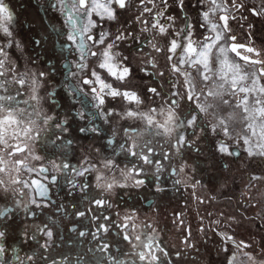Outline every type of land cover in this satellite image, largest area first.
<instances>
[{
    "label": "snow or ice",
    "instance_id": "6c2138e0",
    "mask_svg": "<svg viewBox=\"0 0 264 264\" xmlns=\"http://www.w3.org/2000/svg\"><path fill=\"white\" fill-rule=\"evenodd\" d=\"M47 6L62 18V27L53 25L47 35L30 40L32 51L41 49L30 56L10 27L14 14L8 0H0V264H68L67 254L58 262L50 252L61 238L60 228L73 217L94 227L68 230L93 243L88 251L100 253L99 264H181L186 252L199 253L185 214H174L173 226L182 236L181 247L173 253L156 225L136 223L140 216L134 204L126 206L123 216L120 211L113 214L112 193L128 191L130 179L131 190L151 185L154 194L162 196L183 188L196 205L216 201L214 193L199 194L205 185L183 160L186 151L200 152V141H210L215 154L246 157L247 164L264 166V42L258 45L255 38L256 21L264 22V0H47ZM234 23L243 29V40ZM51 32L64 38L61 47L68 55L57 56L55 44L47 47ZM145 81L141 88L139 82ZM65 89L73 98L77 93L91 98V116L60 102ZM97 118L108 126L110 137L102 134ZM114 121L128 123L117 132ZM234 122L241 125L236 135ZM45 131L58 146L89 134L104 143L94 147L97 160L81 157L75 165L52 160V171L44 166L48 157L43 150L33 154L28 143L39 145ZM109 149L111 154H106ZM4 153L31 155L39 166L34 169L24 159L5 160ZM121 154L131 157L128 164L117 159ZM13 163L16 178L5 184L3 174ZM112 169L119 179L116 173L109 175ZM21 171L29 173V179L21 181ZM38 176L43 178L36 188ZM262 178L253 172L248 185ZM248 185L237 202L241 209L257 207L249 205ZM25 191L31 193L27 203ZM196 217V234L217 238L214 247L221 264H264V245L238 239L232 231L245 218L243 212L201 215L197 209ZM254 219L264 221V214ZM113 229L127 251L117 247L113 252ZM76 264H90V259L80 253Z\"/></svg>",
    "mask_w": 264,
    "mask_h": 264
},
{
    "label": "flooded vegetation",
    "instance_id": "af4514ba",
    "mask_svg": "<svg viewBox=\"0 0 264 264\" xmlns=\"http://www.w3.org/2000/svg\"><path fill=\"white\" fill-rule=\"evenodd\" d=\"M247 2V0H245ZM8 3L13 11L14 20L10 27L15 30V33L24 41V43L29 48V55L34 56L37 52H40L41 49L37 48L35 51L31 50V45L28 43L30 40L37 38V34L47 35L52 26L54 25L57 29H61L60 20L61 17H58L54 11L47 6V0H8ZM125 17H121L123 20ZM243 24V22H241ZM256 23V32L259 33L260 27ZM233 29L237 35L242 36L243 29L240 25L233 24ZM199 34V33H198ZM2 38V37H0ZM257 39L261 42L262 38L257 34ZM242 39V38H241ZM243 40V39H242ZM64 42V38L57 35L56 32H51L48 35L47 47L50 49L53 44H55V53L57 56L63 54L68 55L67 51L61 47V44ZM247 55V53H245ZM41 60H45L44 55L40 56ZM161 65H163V57L160 59ZM55 63V60L52 61ZM135 66V65H134ZM138 66V62H137ZM42 67V66H41ZM51 67V64L48 65ZM66 70L69 69L67 64L64 65ZM62 79V77L57 76V80ZM145 82H139V86L142 88ZM133 85H137L138 81H133ZM72 105L74 104L76 109H79L85 112L86 115L91 116L94 111L92 108V101L89 96L82 95L77 93L75 98L71 96V93H68L67 90H64V98L60 100L61 103ZM159 101L157 100L156 103ZM153 101L149 100L148 105H151ZM80 124H85L86 121H79ZM128 122L123 121H114L112 127L117 131L126 126ZM96 125L101 127L104 131L102 134L106 137H110V133L107 131V125L101 123L100 119L97 118ZM75 128L76 125L74 124ZM48 131L42 132L41 140L39 145H35L33 142H28L32 144V152L34 154L36 149H42V155L48 157L47 160H44V166L49 167L50 170L56 171L49 161L55 160L56 162L63 163L64 161L70 162L75 165L80 161L81 157H91L92 161L98 159L97 153L94 151V147L98 148L104 143V141L95 140L89 134L88 138L85 139L80 137L76 140L74 144L58 146L52 144L48 139ZM55 137H52L54 139ZM143 143V140L140 141ZM111 154L109 149L108 153ZM5 160L19 161L24 159L26 163L30 164L32 168H38L39 162L33 161L31 155L25 157L24 154L9 157L7 153H4ZM117 159L122 164H128L131 160V157H126L123 154L117 157ZM175 163L179 164V158H174ZM184 162L190 165L195 169V178L200 180L205 187L199 190V194L203 196H208L210 194H215L217 200L210 202L205 205H196L193 201L191 192L184 190L183 188L180 191L170 190L167 194L158 196L154 194L151 185L146 190L135 191L131 190V180L129 179L128 183L130 189L118 193L113 191L112 199L114 201V207L110 210L113 214L116 211L121 212V216L126 214L124 212L126 206L135 205L139 209L140 220H137L136 223L140 224L141 221L152 223L156 225L161 231L160 235L163 238V244L169 249L175 252L176 249L181 247V232L173 226V220L175 219L174 214L183 212L184 219L186 222H190L192 225L193 238L198 245L199 253L196 251L186 252L185 256L182 257L181 264H199V261H202L203 264H221L222 257L218 258L215 252L214 245L216 244L217 238L211 233L208 234L206 239L201 238L196 234V228L199 223L196 212L199 209L200 214L204 215L207 211L219 212L224 211L226 214L239 215L243 212L244 217L243 221L239 225H233L232 231L235 232L238 239L243 240H256L260 242V245H264V228H261L260 225L264 222L254 219L256 216V207L248 206L244 209H241L238 206V201H242L241 192L246 189V185L243 186L240 182L244 180L248 184V175L255 172L257 174H264V166L257 164H247L246 157H241L239 160H234L232 157L223 154H215V148L210 141H200V152L196 151H186L183 157ZM167 163V162H165ZM225 164L228 167H225ZM242 164V165H241ZM16 164H10L8 170L3 174V180L5 184H10V182L16 178ZM116 173V178L119 179V172L116 169H112L109 175ZM57 174H59L57 172ZM68 175H71L68 173ZM30 174L23 171L20 172L19 179L21 181L29 179ZM43 177H37V183L33 187L39 188V180ZM191 176L189 175L188 179ZM153 178L148 177V180L151 181ZM167 179V177H165ZM261 179L253 181L249 187L252 186L253 190H256L260 185ZM61 184H64L63 177L61 178ZM226 184L227 186L221 188V185ZM99 186H103L102 184ZM167 187H171V180H168ZM247 186V188H249ZM9 187L8 191H11ZM95 195V193H91ZM247 194H251L247 190ZM255 194V193H254ZM251 196V195H250ZM31 197L30 191H25V202H29ZM259 199V197H257ZM251 199L249 205L256 204L259 209L260 199ZM185 202H187L185 206ZM72 203L71 199L68 200V204ZM77 209H69V212L75 211ZM79 210H83V206H80ZM260 212V210H259ZM65 217L66 214L61 213ZM247 217H252V220L247 219ZM119 222V218H117ZM207 223V220L205 221ZM77 227L78 230H90L94 231L88 220L78 217L72 218V223L68 224L67 227L60 228V239L57 240V246L51 249L50 255L55 257L59 262L61 261V255L67 254L68 264H76L77 255L80 253H85L86 256L90 259V264H99L101 259L99 252H89L88 249L93 247V243L87 238L78 237L76 233L71 232L68 228ZM110 240L113 242V252L116 251L117 247L127 251V244L121 240L119 236L116 235V230L113 229L112 236ZM258 245V247L260 246ZM11 256V252H9ZM173 260L177 259L175 255L172 257ZM248 263L251 264L250 261ZM50 264V262H49ZM60 264H64V261H61Z\"/></svg>",
    "mask_w": 264,
    "mask_h": 264
},
{
    "label": "rangeland",
    "instance_id": "374dc122",
    "mask_svg": "<svg viewBox=\"0 0 264 264\" xmlns=\"http://www.w3.org/2000/svg\"><path fill=\"white\" fill-rule=\"evenodd\" d=\"M256 23H259V24H257V26L260 27V30L261 31H259V33H257L255 31V38L257 37V34H258L262 38L261 42H264V22H262V21H256ZM241 38L243 39V33H242ZM256 42H257L258 45L261 43L259 41V39H257V38H256ZM251 70H252V67L250 66L249 67V71H251ZM237 120H238V118H237ZM234 127H235V132L233 134L236 135V134H238L240 132L241 125L238 122H234ZM262 177H264V174H263ZM240 183L243 184V186L244 185H248L246 181L244 182V180L241 181ZM247 190L250 191V193H251L250 195H251V199L252 200L253 199H257V197H259V199H260L259 202H260L261 209H259L258 206H257L256 207V211H255L256 214L257 213L264 214V178L261 179L260 185L258 186V188H256V190H253V187L252 186H250L249 188H247ZM259 199H257V200H259ZM259 210H260V212H259ZM262 222H264V221H262ZM246 264H250V263L246 262Z\"/></svg>",
    "mask_w": 264,
    "mask_h": 264
}]
</instances>
